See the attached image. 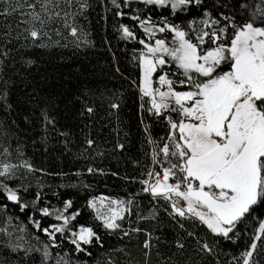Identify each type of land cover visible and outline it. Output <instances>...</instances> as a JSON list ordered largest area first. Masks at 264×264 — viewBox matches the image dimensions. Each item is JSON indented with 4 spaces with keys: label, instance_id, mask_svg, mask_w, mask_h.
<instances>
[{
    "label": "snow or ice",
    "instance_id": "6c2138e0",
    "mask_svg": "<svg viewBox=\"0 0 264 264\" xmlns=\"http://www.w3.org/2000/svg\"><path fill=\"white\" fill-rule=\"evenodd\" d=\"M110 4L115 17L133 22L118 21L116 32L134 46L130 63L136 78L130 84L151 146L139 178H127L140 188L124 198L85 197L94 223H81L82 210L72 199H61L57 207L44 199L47 194L39 184L31 191L28 177L43 169L23 158L19 143L13 148L16 121L0 119V212L6 217L5 227H0V249L5 250L0 264H80L72 254L90 257L93 247L103 248L104 236L97 228L120 240L143 234L140 262L126 247L112 251L128 257L123 264H151L153 249L161 254L160 237H153L139 221L158 220L161 208L185 233L174 240L175 251L163 264H264V0ZM91 7L89 0H0V110L10 116L12 90L29 87L25 69L35 61L24 59L21 50L68 46L53 34L71 37L76 49L91 45L79 24ZM115 71L127 79L118 65ZM23 94L39 109L45 127L55 129L47 99L40 107L34 85ZM105 99L117 112L124 103L123 93ZM85 113L93 115L94 107L86 106L81 115ZM145 119L163 122L164 135L154 138ZM24 120L32 122L28 114ZM85 143L92 148L95 141L86 138ZM115 148L123 150L125 145L117 142ZM87 172L107 175L91 166ZM144 198L153 205L148 216L133 211ZM11 207L25 215L31 229L19 216L8 214ZM133 216L136 226H131ZM228 244L243 250L225 251ZM107 264L121 262L109 256Z\"/></svg>",
    "mask_w": 264,
    "mask_h": 264
},
{
    "label": "trees",
    "instance_id": "16d2710c",
    "mask_svg": "<svg viewBox=\"0 0 264 264\" xmlns=\"http://www.w3.org/2000/svg\"><path fill=\"white\" fill-rule=\"evenodd\" d=\"M89 2L92 7L87 19H81L79 24L88 33L91 45L76 49L71 43V37L65 40L53 34L54 40H60L62 45L67 43L68 46L53 45L49 49L21 50L26 53L24 59L31 58L35 61L30 68L25 69L29 87L25 89L21 86L12 90L10 101L13 111L10 116L0 110V119L16 121L11 129L13 148L19 143L23 148V158L37 169H43V172L37 171L28 177L32 184L31 191L35 192L39 184L47 194L44 199L57 207L60 206L61 199H72L76 208L82 210L81 217H78L81 223H94L90 211L85 207V197L103 195L124 198L140 188L139 183L127 178H139L148 161L146 152L151 148L145 138L144 125L140 123L139 99L135 95V88L130 84L136 78V69L130 63L134 46L133 43L121 40L116 32L118 21L129 25L133 22L127 17H115L110 0H105L104 4L100 0ZM19 59L20 56L17 55V60ZM117 65L127 79L116 73ZM33 85L41 95L40 107L44 106V100L47 99L48 111L56 120L55 129L45 127L38 119L39 109L24 96L25 91H32ZM113 92L118 95L123 93L124 103L118 112L110 109L105 99ZM86 106L94 107L95 113L91 116L87 113L81 115ZM26 114L31 116V123L25 122ZM144 124L150 125L151 133L157 139L166 131L163 122L145 119ZM86 138L95 141L92 148L85 143ZM117 142L123 143L125 148L116 149ZM89 166L103 169L107 175L89 174ZM113 172L119 175H111ZM84 184L91 187L86 189ZM54 192L60 195H53ZM152 207L149 199L144 198L140 201L139 209L134 208L133 211L148 216ZM8 214L19 216V220L31 229L25 215L15 207H11ZM158 217V220L139 221V226L151 232L153 237H160L161 254L158 255L154 248L151 264H163L175 251L174 240L185 235L162 208ZM5 220V215L0 212V227H5ZM132 221L131 226H136L135 216ZM18 222L12 221L13 224ZM185 227L192 230L188 221H185ZM97 231L104 236L103 248L93 247L90 257L72 254L73 259L79 257L80 264H107L111 256L123 264L128 257L117 254L112 249L126 247L135 261H141L138 245L144 239L143 234L134 236L131 240H120L116 236L104 234L101 228H97ZM0 239H3L2 234ZM153 243H157L155 239ZM64 248L70 252L71 246L64 242ZM241 250L243 249H236L231 244L225 246V251H235L238 254ZM4 251L0 249V255ZM220 259L227 260L230 257L221 256Z\"/></svg>",
    "mask_w": 264,
    "mask_h": 264
}]
</instances>
